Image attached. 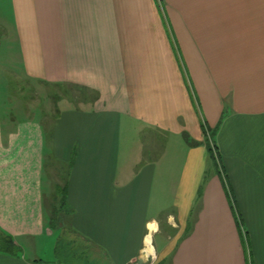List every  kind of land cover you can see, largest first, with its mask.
<instances>
[{
	"label": "crops",
	"instance_id": "crops-1",
	"mask_svg": "<svg viewBox=\"0 0 264 264\" xmlns=\"http://www.w3.org/2000/svg\"><path fill=\"white\" fill-rule=\"evenodd\" d=\"M9 7L0 90L80 108L45 132L0 99V233L19 248L0 264H134L148 242L156 264H264V0ZM47 158L67 170L49 186Z\"/></svg>",
	"mask_w": 264,
	"mask_h": 264
},
{
	"label": "rangeland",
	"instance_id": "rangeland-1",
	"mask_svg": "<svg viewBox=\"0 0 264 264\" xmlns=\"http://www.w3.org/2000/svg\"><path fill=\"white\" fill-rule=\"evenodd\" d=\"M11 16H10V7H9V0H4L2 3L0 2V23H2V27L0 26V39H3L4 34L3 30L7 29L5 27H10L11 25ZM8 84L6 87L1 91L0 90V99H1V109L3 117L6 118L8 116H13L14 119H19L28 113H34L35 117L41 121L43 129L47 132L50 128V122L52 120V115L59 111L62 107L70 108V107H78L79 106H72L73 102L64 101L63 103L60 102L61 96L63 95L61 91L55 88H45L43 86H31L28 87L27 85L19 84L15 77L7 76ZM212 137L214 134L212 133ZM137 141V140H136ZM52 161L50 159H46V167H45V185L48 186L50 184L49 175H51L50 169H53V173L60 177V174L63 175L66 169L63 171H59L57 168H51ZM67 171V170H66ZM65 174V173H64ZM53 178V176H51ZM46 187V186H45ZM56 195V194H55ZM52 195V191L48 187L45 190V204L51 210L54 208L56 209V204H61L60 199H56V202L53 205V198H61L60 196ZM57 210V209H56ZM152 239V237H151ZM149 249V248H148ZM147 248L145 251L148 250ZM149 254H145L146 257H153L148 261H145L141 258L138 262L134 264H156V259L154 256L150 254L152 252H148Z\"/></svg>",
	"mask_w": 264,
	"mask_h": 264
},
{
	"label": "trees",
	"instance_id": "trees-1",
	"mask_svg": "<svg viewBox=\"0 0 264 264\" xmlns=\"http://www.w3.org/2000/svg\"><path fill=\"white\" fill-rule=\"evenodd\" d=\"M206 147H207L209 156L212 157L213 149L215 148L214 145L207 142ZM59 208H62L61 204ZM48 214H49V217H48L49 224L55 223L56 218L59 215L58 209L57 210L55 208L53 210L49 209ZM18 251H19V248L16 246L13 239L7 235L0 233V252L9 254V255H15L17 254Z\"/></svg>",
	"mask_w": 264,
	"mask_h": 264
},
{
	"label": "bare ground",
	"instance_id": "bare-ground-1",
	"mask_svg": "<svg viewBox=\"0 0 264 264\" xmlns=\"http://www.w3.org/2000/svg\"><path fill=\"white\" fill-rule=\"evenodd\" d=\"M146 248L147 249L149 248L146 252H152V248H151L149 242L146 244Z\"/></svg>",
	"mask_w": 264,
	"mask_h": 264
},
{
	"label": "built area",
	"instance_id": "built-area-1",
	"mask_svg": "<svg viewBox=\"0 0 264 264\" xmlns=\"http://www.w3.org/2000/svg\"><path fill=\"white\" fill-rule=\"evenodd\" d=\"M150 259H153V257L151 256V257L147 258L145 261H148V260H150Z\"/></svg>",
	"mask_w": 264,
	"mask_h": 264
}]
</instances>
